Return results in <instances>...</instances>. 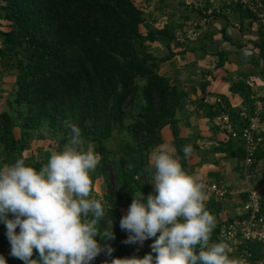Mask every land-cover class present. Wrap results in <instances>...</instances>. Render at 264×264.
<instances>
[{
  "label": "trees",
  "instance_id": "1",
  "mask_svg": "<svg viewBox=\"0 0 264 264\" xmlns=\"http://www.w3.org/2000/svg\"><path fill=\"white\" fill-rule=\"evenodd\" d=\"M137 3L138 0H0V58L16 62L15 81L4 98L6 108L0 110V146L5 153L2 163L11 165L6 153L22 159L28 140L42 131L61 133L57 144L60 150L71 135L65 122L78 126L84 144L101 157L95 176L100 174L105 184L101 201L106 202L109 216L99 223L101 229H108L111 221L116 237L107 264L112 258L143 257L148 253L122 243L126 235L119 227V210H127L133 198L144 195L149 155L160 144V133L166 126H171L176 157L187 172L174 119L185 94L158 73L160 65L172 57L175 25L159 29L147 25L144 7ZM228 5L254 21L242 7ZM1 22L8 24V30L1 29ZM140 27L145 33L140 32ZM154 44L168 53L163 58L155 56L151 50ZM260 59L264 60V55ZM260 72L264 77V67ZM230 92L238 94L245 109L251 110L254 100L248 85L238 82ZM205 106L207 115L213 117L216 111ZM225 106L231 120H238L239 112H233L226 102ZM119 134L125 138L117 142V149H108L107 142ZM215 151L239 161L244 157L240 143L236 151H232L230 143ZM263 159L264 150L258 149L251 172ZM261 204L264 206V197ZM220 209L218 203H212L210 212L217 215ZM219 228L213 230L210 243L223 241L217 236ZM0 240L8 241L5 235H0ZM263 246H248L256 263ZM93 264L104 263L96 258Z\"/></svg>",
  "mask_w": 264,
  "mask_h": 264
},
{
  "label": "clouds",
  "instance_id": "2",
  "mask_svg": "<svg viewBox=\"0 0 264 264\" xmlns=\"http://www.w3.org/2000/svg\"><path fill=\"white\" fill-rule=\"evenodd\" d=\"M65 123L71 135L39 169L23 159L0 167V224L9 255L23 264H93L101 252L111 257L114 251L102 246L114 238L112 222L108 229L99 223L109 216L106 202L90 195L100 154L83 149L81 129ZM182 150L185 157L193 152L191 145ZM174 151L169 146L152 150L153 191L143 201L142 195L133 198L119 220L127 234L122 243L143 246L152 240L151 251L112 258L110 264H247L230 257L228 242L210 243L216 218L206 207V184L183 169ZM0 264H7L3 255Z\"/></svg>",
  "mask_w": 264,
  "mask_h": 264
},
{
  "label": "crops",
  "instance_id": "3",
  "mask_svg": "<svg viewBox=\"0 0 264 264\" xmlns=\"http://www.w3.org/2000/svg\"><path fill=\"white\" fill-rule=\"evenodd\" d=\"M141 1L145 8L147 25L158 29L167 24L175 25V43L170 50L172 57L160 65L158 73L169 79L170 85L185 94L176 109L174 119L179 142L182 146L191 145L193 148L192 154L185 157L187 173L198 176L205 184H217L228 191L225 199L221 201L210 195H207L206 199L209 211L212 203L220 205V211L214 216L216 226L221 228L222 222L242 217V204L247 191L255 187H264V159L245 177L240 173L241 161L226 156L224 152L215 151L216 148H224L227 143L231 144L232 151H236L239 142L231 141L217 126L212 125V117L207 115L208 108L202 103V99L219 96L233 112L237 113L245 107L242 98L230 92L233 84L242 82L248 85L253 100L264 92V77L259 64L257 66L260 47H263L260 31L245 13L229 7L228 0ZM261 1L264 3V0ZM192 2L194 6L191 5ZM197 2L202 5L195 6ZM140 32L145 33V29L140 27ZM193 33H196V37L191 36ZM151 50L160 58L168 53L158 44L152 45ZM41 134L46 132L42 131ZM160 136L161 142L154 149L160 146L174 147L171 126L163 128ZM27 148L29 144L25 150ZM25 150L23 152L30 154V151ZM51 153L42 149L39 153L41 157L39 162L46 163ZM6 154L9 159L13 157ZM173 154L176 156V150ZM31 155L33 154L26 159V164L37 162L36 158L32 160ZM4 156L5 153L0 146L1 165ZM148 166L142 201L153 191L150 155ZM98 180L102 181L95 176L93 182L97 183ZM104 193L95 192V197L101 200ZM119 211L121 217L127 212ZM4 233L5 227L0 224V235H5ZM9 252L6 257L7 264H21L17 258L10 256ZM230 253V257L237 260V254ZM256 264H264V246Z\"/></svg>",
  "mask_w": 264,
  "mask_h": 264
},
{
  "label": "built area",
  "instance_id": "4",
  "mask_svg": "<svg viewBox=\"0 0 264 264\" xmlns=\"http://www.w3.org/2000/svg\"><path fill=\"white\" fill-rule=\"evenodd\" d=\"M228 3L242 7L254 19L262 38L263 47L260 55H264V3L261 0H228ZM201 5L200 2L195 4ZM191 36L196 37V33ZM259 67H264L263 59L259 60ZM202 103L216 111L211 120L212 125L217 126L231 141L242 145L244 157L239 169L242 175L248 176L251 174L255 152L258 149L264 150V92L255 98L251 110L247 111L244 108L239 111V119L236 121L231 120L221 97L203 98ZM206 187L208 195L217 201L227 196L228 191L223 186L206 184ZM263 197L264 187H255L247 191L242 204L241 219L237 218L223 224L217 235L219 239L229 243L230 254L238 250L237 260L243 259L247 264H256L248 251V246L252 243L264 244V206L261 204Z\"/></svg>",
  "mask_w": 264,
  "mask_h": 264
},
{
  "label": "rangeland",
  "instance_id": "5",
  "mask_svg": "<svg viewBox=\"0 0 264 264\" xmlns=\"http://www.w3.org/2000/svg\"><path fill=\"white\" fill-rule=\"evenodd\" d=\"M137 4H140L141 5L140 7H142V8L144 7L141 0H138ZM4 23H6V22H4ZM4 23L1 24V29L8 30V27H9L8 24L7 23L4 24ZM141 32H142V30H141ZM15 65H16V62L14 59H10L8 57H1L0 58V110L6 108L4 98L11 91V87L14 84L15 77H16ZM68 130H70V129H68ZM35 135L34 136L32 135V137L28 140L27 143L29 144V148H27L25 151H30V154H33V155H31L32 156L31 158L33 161L35 160V158L37 160V162L28 163L27 165H30L35 169H39L41 167V165H43V164H41L42 161L39 162L41 160V157L39 156L40 151H42V149L49 150L52 153L58 151V145L57 144L61 138V133H59V134H48V132H47L46 134H41L40 136H37V135L35 136ZM64 137H68V135L67 136L65 135ZM122 138H125V136L122 134L115 135L113 138L115 140L111 139L110 141L107 142V148L110 150H116L117 149L116 148L117 142L122 141L121 140ZM81 147L85 150L87 148H89L85 144H83ZM30 154L29 153L26 154L25 152H23L21 158L24 161H26V159L30 157ZM14 155L15 156L11 157V159H7V162H8V160H10L11 161L10 164H13L18 159V155H16V154H14ZM0 167H3V165L0 164ZM98 171L99 170H97V168H96L95 171L93 173H91L92 188H91L90 195L94 196V197L96 195L95 192L97 194H102V193H104V190L106 191L105 184L104 183L102 184V181L98 180L97 183L93 182V180L95 179L96 172L98 173ZM99 176H100V174H97V178ZM109 178L112 181L111 175H109ZM93 187H95V188H93ZM124 234H125V232H124ZM126 236H127V234H126ZM0 243H1L0 244V255H3L6 259L7 255H8L7 252H9V250H10V244H9V242H7V241L3 242L2 240H0ZM6 243H8V244H6ZM150 244H151L150 240H147L144 242L143 246H140L139 244H137V245L140 249H143V250L146 249V250L151 251V249L149 247ZM134 246H136V245H134ZM150 251H148V252H150ZM37 254H38L37 252L33 251L32 259L38 258ZM6 261H8V260H6ZM17 261H19V263L23 264V261H21L19 259Z\"/></svg>",
  "mask_w": 264,
  "mask_h": 264
},
{
  "label": "water",
  "instance_id": "6",
  "mask_svg": "<svg viewBox=\"0 0 264 264\" xmlns=\"http://www.w3.org/2000/svg\"><path fill=\"white\" fill-rule=\"evenodd\" d=\"M110 231L113 233L114 238L108 239L107 242L103 246H112L113 243L116 240L114 228L111 226ZM98 261L103 262L104 264H107L109 262V256L105 255L104 252H101L97 257Z\"/></svg>",
  "mask_w": 264,
  "mask_h": 264
}]
</instances>
